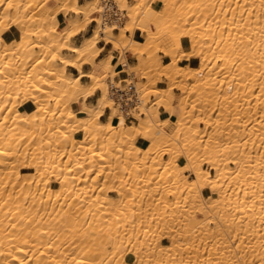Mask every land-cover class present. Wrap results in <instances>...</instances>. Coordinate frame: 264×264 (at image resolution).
I'll list each match as a JSON object with an SVG mask.
<instances>
[{
  "label": "bare ground",
  "instance_id": "obj_1",
  "mask_svg": "<svg viewBox=\"0 0 264 264\" xmlns=\"http://www.w3.org/2000/svg\"><path fill=\"white\" fill-rule=\"evenodd\" d=\"M50 1L0 0V264H264V0H133L131 41L92 16L106 0ZM102 40L135 64L123 48L83 71ZM124 71L147 82L132 121Z\"/></svg>",
  "mask_w": 264,
  "mask_h": 264
},
{
  "label": "rangeland",
  "instance_id": "obj_2",
  "mask_svg": "<svg viewBox=\"0 0 264 264\" xmlns=\"http://www.w3.org/2000/svg\"><path fill=\"white\" fill-rule=\"evenodd\" d=\"M120 1V2H119ZM124 2V4L123 3H121V2ZM151 1V2H150ZM149 1V3L151 4V3H153V4H155V2H156V0H150ZM83 2H85V1H83ZM133 3H135L133 0H118V6L121 8V9H125L126 10V16H127V20L125 19L124 20V22H123V26L122 27H118V29H117V31H114V29H113V33L114 34H117L118 32H120L121 31V29L125 32V34H129L128 36H129V41H131L130 40V38L131 37H133V34H134V32H136V28L137 27H135V29H134V32H133V34H132V32L130 31V30H128V27H129V25H131V21L128 19V16H129V14H130V11H129V9H127L128 7H126V6H128V5H133ZM148 3V4H149ZM240 4V2H236V5H235V3L233 4V7H237L236 9L238 10V7H240L241 6V4H240V6H239V4ZM50 5H55V3H54V1L52 0V1H50V3H49ZM124 6H123V5ZM162 6L163 5H160L159 7H158V9H162ZM242 8H244V7H242ZM245 8H246V6H245ZM141 9V8H140ZM138 11V12H137ZM136 12L137 13H139V11L140 10H137ZM98 13V12H97ZM97 13H93L92 14V16H95V17H97ZM73 13L70 11V10H67L66 11V16L67 17H69V16H71ZM164 20V18H162V21ZM146 21V20H145ZM192 21V20H191ZM64 22H65V25H64V27H62V28H60V30L61 29H63V28H65L66 26H67V21L64 19ZM94 23L95 22H91V23H89V25H93L94 26ZM80 24H82L81 23V21H80ZM88 25V26H89ZM98 25V24H97ZM113 28H115V27H113ZM93 29H94V27H93ZM93 31V30H92ZM132 34V35H131ZM131 35V36H130ZM141 38V37H140ZM131 39H133V38H131ZM100 42H104L103 40L102 41H100ZM99 42V43H100ZM105 43V42H104ZM210 44V43H209ZM98 45V44H97ZM222 46V45H221ZM219 44L217 45V50L216 51H218L219 50V48L221 47ZM124 48V49H123ZM176 48V46L174 45V46H172V49H175ZM123 49V50H122ZM123 51V54H124V52H125V54H126V56L127 55H130L131 57H132V61H130V62H128L129 64H131V65H134L135 64V62H136V60H135V57H134V55H133V53H132V55L127 51V50H129V51H131L130 49H129V46H124V47H122V46H117V48H115V49H113V47H112V49L110 50V51H112V54L114 55V56H116V57H118L119 59H121V54H122V51ZM64 52L65 53H69L67 50H64ZM132 52V51H131ZM158 54L159 55H162V53L161 52H158ZM178 54H180V53H178ZM106 55V54H105ZM104 55V56H105ZM144 56H146V54H144ZM124 58H125V56H123ZM123 59H121V61H122ZM184 60V59H183ZM125 61H126V59H125ZM193 61V64H194V66H198V60H195V59H193L192 60ZM127 62V61H126ZM181 62H183V61H181ZM180 62V63H181ZM222 62H219L218 64H221ZM95 71H98V66L96 65V67H95ZM98 73H100L99 71H98ZM128 73H129V71H128ZM128 73H127V71H124L123 73H120L118 76H114L113 78H112V82L115 84V85H119V87H120V80H121V75L122 74H125V75H128ZM160 79L163 81V82H165L166 84H168L169 82H168V80L166 79V77H164V76H161L160 77ZM129 80H131L132 82H134V85L135 86H137V87H139V86H142V84H143V82H146V80H142L141 79V76L139 75V74H130L129 75ZM83 81H87L86 79H84ZM147 83V82H146ZM111 89V88H110ZM174 92L177 94L176 96L177 97H179V95H178V93H179V91L178 90H176V89H174ZM115 96V95H114ZM20 100V99H19ZM19 100H17V102H19ZM114 106L116 107V108H118V110L120 109V105L118 104L119 103V101H118V99H117V96H115L114 97ZM156 97L155 96H149L148 97V102H147V108L148 109H150V110H153L156 106H157V104H156ZM118 102V103H117ZM52 103V102H51ZM25 104H29L30 106H31V108H33V105L32 104H30V103H25ZM128 110V112L127 111H121L120 110V112H121V114H122V116H124L126 119H128V120H131L132 121V117H133V115H132V112H133V114H137V115H141L142 117H144V115H145V113L144 112H142V111H139V109L140 108H138L137 106L136 107H134V108H130V107H128L127 108ZM132 109V110H131ZM160 109L161 108H159V111H160ZM109 110V109H108ZM125 112V113H124ZM124 113V114H123ZM143 113V114H142ZM127 116H126V115ZM160 115V113L157 115V116H154L153 117V119L155 120V121H158V120H156V118L158 117ZM201 127H203V125H200ZM165 130L166 131H168V132H172L173 130H174V125L173 124H171V123H168V126L165 128ZM162 153V154H161ZM160 154L162 155V158H163V160H166V159H168L169 157H170V154L168 155V153H165V152H161ZM175 155H176V153H175ZM185 161H183L182 163H181V165L183 166V163H184ZM97 167V166H96ZM86 167H84V168H82L81 169V171L79 172V174H83V176H85L86 174L84 173V172H86V169H85ZM95 168V167H94ZM98 168V167H97ZM97 168L96 169H93L94 171L92 172L93 173V175L95 176L96 174H98V177H97V175L95 176V182H96V184H95V192H97V190H100V188L99 187H101L102 186V180H101V178H100V175H99V170H97ZM202 168L204 169V170H208V171H210L211 173H213V171H211L210 170V166L208 165V164H206V163H204V162H202ZM99 169V168H98ZM87 170H89L88 168H87ZM22 172H25V171H22ZM97 172V173H96ZM96 173V174H95ZM91 175V174H90ZM88 176L89 177V180H88V182H90V179H91V176H93V175H91V176ZM86 177V176H85ZM93 178V177H92ZM194 178V176H193V174H192V172L191 171H188V172H184V179L187 181V180H192ZM98 179H100V180H98ZM94 182V183H95ZM84 183V182H83ZM99 183H100V186H99ZM102 183V184H101ZM107 183H108V185H109V182H106V184L105 185H107ZM111 195H115L114 193H112ZM173 197H170V199H172ZM205 199H207V197H205ZM199 218H202L201 216H198ZM254 225H257L256 223L254 224ZM174 229L176 230V225H175V227H174ZM239 239H241L240 238V236H239V234H238V237L236 238V244H237V242L239 243ZM165 244H167L168 242L167 241H163ZM235 243V242H234ZM231 245V244H230ZM233 246V245H232ZM234 247V246H233ZM122 249H124V248H122ZM247 250H249V249H245V253H246V251ZM250 251V250H249ZM250 252H248V254H249ZM237 255V256H236ZM247 255V254H246ZM235 256H236V258H237V260H241L238 256H239V254L237 253V254H235ZM242 263H244V262H242ZM241 263V264H242ZM128 264H132V262L131 261H128ZM245 264H250L248 261L245 263Z\"/></svg>",
  "mask_w": 264,
  "mask_h": 264
},
{
  "label": "crops",
  "instance_id": "obj_3",
  "mask_svg": "<svg viewBox=\"0 0 264 264\" xmlns=\"http://www.w3.org/2000/svg\"><path fill=\"white\" fill-rule=\"evenodd\" d=\"M52 1V0H51ZM83 1H86V0H79V3L80 4H82V3H84ZM50 3V2H49ZM55 3V2H54ZM55 5H56V3H55ZM55 5H50L49 4V6L50 7H54ZM154 6H157L156 5V3L155 4H153ZM72 16V15H71ZM70 17V16H69ZM94 17V16H93ZM92 17V18H93ZM91 18V19H92ZM64 25H65V22H64V20H60V25H59V28H58V30L60 31V32H63V31H65V30H67L69 27H70V25L68 24V22H67V26L65 27V28H63V29H61L60 30V28H62V27H64ZM93 25L91 24V25H89V26H87L86 27V29L85 30H83V31H81L80 33H78L76 36H74L72 39H71V42L72 43H75V44H79L85 37H87V36H89L91 33H92V30H93ZM3 36L4 37H7V33L4 31L3 32ZM133 39H135V40H141V38H140V35L138 34V32L136 31V32H134V34H133ZM98 48L101 50V49H103V51L100 53V55L98 56V58L95 60V62L92 64V66H91V64H85V65H83V71H95L96 69H95V67H96V63L102 58V57H104V55L105 54H107L111 49H112V45H110V44H108V45H106L104 42H100V43H98ZM131 55H132V52L131 51H129V50H127ZM124 56H125V59H126V61L127 62H130V61H132V57L130 56V55H127L126 56V54H125V52H124ZM133 56V55H132ZM67 70L68 71H70V72H72V73H74V74H76L77 73V71L75 70V69H73V68H71V67H68L67 68ZM122 77H121V79H123V78H125V74H122L121 75ZM84 80V79H83ZM98 96H99V92L97 91V92H95V94H93L92 96H89L87 99H86V102L88 103V104H94L95 102H96V100H97V98H98ZM81 107V102H78L77 104H75V105H73V108L74 109H79ZM25 109H32L31 108V106L29 105V104H24L23 105V107H21V110H25ZM108 113H109V110L107 109L106 111H105V113H104V115L101 117V120H105L106 119V117H107V115H108ZM164 118H166V114H165V112H164V109H160V115L156 118V120H162V119H164ZM167 127V126H166Z\"/></svg>",
  "mask_w": 264,
  "mask_h": 264
},
{
  "label": "built area",
  "instance_id": "obj_4",
  "mask_svg": "<svg viewBox=\"0 0 264 264\" xmlns=\"http://www.w3.org/2000/svg\"><path fill=\"white\" fill-rule=\"evenodd\" d=\"M104 7L105 8L102 13L100 12L97 13V17L100 18L101 21V27H104V25L106 24H117L122 26L124 22L122 18H124V16L126 15V11L119 9L117 0L104 1ZM95 25L96 23H94V26ZM114 31H117V28ZM120 82H121L120 87L118 88L111 87V90L113 91L115 96H117V99L119 101L120 110L127 111L128 107L130 108H134L136 106L138 107V105H136L135 102L130 103V101H128L129 104H126L125 102L130 98L133 99L136 98L134 83L131 80H129L128 75H126L125 78L121 79Z\"/></svg>",
  "mask_w": 264,
  "mask_h": 264
}]
</instances>
